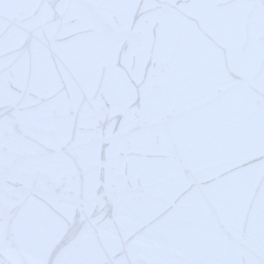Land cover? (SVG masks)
<instances>
[{
	"label": "snow or ice",
	"instance_id": "1",
	"mask_svg": "<svg viewBox=\"0 0 264 264\" xmlns=\"http://www.w3.org/2000/svg\"><path fill=\"white\" fill-rule=\"evenodd\" d=\"M138 0H0V264H48L49 249L62 232L74 211L84 227L76 241L63 250L57 264H120L106 250L95 247L110 222L93 218L97 205L90 178L83 188L73 179L66 146L85 148V158L94 152V140L72 138L71 124L76 108L75 95L81 89L91 91L97 66L110 61L119 39V30L100 23L97 33L89 39H62L63 25L43 26L39 10L75 9L81 24L99 20L100 14L128 11ZM234 7L264 11L257 0H235ZM15 21V23H13ZM46 33L37 36L30 55L12 57L16 47L28 32ZM51 42V47L49 46ZM55 54L60 68L49 63ZM26 65L31 73L26 75ZM71 77L76 90L71 96L54 95L61 76ZM156 84L165 87V103L157 102L146 93L144 112L155 122L160 112L170 110L175 115L165 124L150 126L141 135L126 136L127 122L115 133L114 150L130 147L141 152L158 151L159 160L137 159L128 167L143 175L145 198L166 182L187 188L185 210L195 214L200 229L217 241L223 234L216 230L217 220L234 226L249 197L257 195V214L243 245L218 243L212 252L193 253L176 247H164L145 264H264V103L244 97L243 102H228L216 106L205 104L206 90L190 81L180 66L157 65L153 73ZM256 83L264 85V76ZM39 95H51L49 102H36ZM243 95V94H242ZM108 101L114 106L126 103L120 93L108 91ZM91 104L80 109L82 119L90 121L100 109ZM159 134L161 142L154 145L152 137ZM246 157L241 168L235 158ZM191 168L197 176L226 175L209 183L203 192H194L191 180L183 170ZM112 189L117 217L130 216L137 197L119 182ZM17 207L15 215L10 209ZM215 209V216L209 214Z\"/></svg>",
	"mask_w": 264,
	"mask_h": 264
},
{
	"label": "water",
	"instance_id": "2",
	"mask_svg": "<svg viewBox=\"0 0 264 264\" xmlns=\"http://www.w3.org/2000/svg\"><path fill=\"white\" fill-rule=\"evenodd\" d=\"M234 3L235 0H138L132 10L100 14L98 21L81 24L75 30L71 25L78 22V10L43 9L32 13L39 16L42 29L49 23L63 25L66 32L62 39L66 41L94 37L100 23L119 30L110 61L97 66L91 91L81 89L75 95L71 137L94 140V152L86 159L85 148L78 151L70 141L65 158L81 188L90 178L94 182L92 195L98 203L91 215L110 222L103 237L95 240V247L106 250L120 264H145L164 247L199 253L214 251L218 243L243 245L252 228L257 214L256 194L249 197L234 226L217 220L216 230L223 234V240L217 241L213 235L201 231L194 212L185 210L181 214L187 188L168 181L167 186L145 198V179L128 164L137 159L159 160L162 153L113 147L115 133L122 123L128 124L126 136L135 137L144 133L150 123L158 127L174 117L172 111L166 110L160 112L155 122H150L144 112L148 92L158 103H165V87L153 80L157 65L180 66L187 79L206 90L207 106L239 104L245 96L264 103V85L256 83L264 76V11L234 7ZM257 3L264 4V0ZM41 35L46 33H26L10 55L27 58L34 39ZM49 63L60 68L55 54L49 56ZM25 73H31L30 65H26ZM76 87L71 77L62 75L54 95L71 96ZM109 89L125 96L126 103L112 106L108 101ZM51 98L39 95L36 102L44 104ZM91 104L101 107L90 121L82 119L80 109ZM152 141L159 145L160 135L154 134ZM245 159L239 156L233 164L241 168ZM226 174L223 169L218 174L200 176L191 168L183 170V176L192 181L188 188L194 192H203L209 183ZM117 181L138 198L130 216L117 217L112 194ZM16 211L14 205L10 212L15 215ZM209 214L215 216V209H210ZM83 227L79 211H74L49 249L48 264H57L63 250L76 241Z\"/></svg>",
	"mask_w": 264,
	"mask_h": 264
}]
</instances>
